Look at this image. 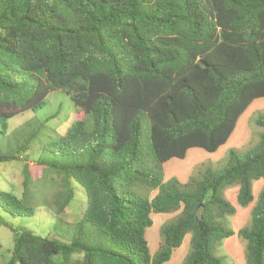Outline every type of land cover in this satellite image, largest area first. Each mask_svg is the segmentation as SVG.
Returning <instances> with one entry per match:
<instances>
[{
	"label": "trees",
	"instance_id": "obj_1",
	"mask_svg": "<svg viewBox=\"0 0 264 264\" xmlns=\"http://www.w3.org/2000/svg\"><path fill=\"white\" fill-rule=\"evenodd\" d=\"M56 91L80 115L65 133H44L51 117L11 131ZM261 98L264 0H0V163L24 166L21 195L0 188V213L33 217L44 206L71 228L62 241L0 216L13 233L8 264H166L189 234L182 264H224L215 251L235 235L231 187L240 207L253 204L237 233L246 264H264V132L219 169L165 179V164L191 149L217 152ZM255 123L264 128V113ZM33 168L58 186H38ZM75 184L87 207L72 224L60 215ZM153 214H175L155 254Z\"/></svg>",
	"mask_w": 264,
	"mask_h": 264
},
{
	"label": "rangeland",
	"instance_id": "obj_2",
	"mask_svg": "<svg viewBox=\"0 0 264 264\" xmlns=\"http://www.w3.org/2000/svg\"><path fill=\"white\" fill-rule=\"evenodd\" d=\"M264 113V98L258 99L247 109V111L240 118L237 128L227 144L223 145L217 152L210 153L200 148L191 149L188 156L185 159L174 158L165 164V179L168 180L171 177L181 178V182H187L191 174L197 172V168L203 164L211 166L215 169L221 168L227 160L228 154L231 148H237L242 152H248L252 150L260 142V134L264 132V128L259 127L255 120ZM53 116H56L53 118ZM51 119L47 122L45 132L47 135H51V130L54 129L56 133L63 134L66 132L72 122L80 117L74 111L72 102L68 96L63 92L56 91L49 95L48 104L35 114L33 112H27L20 114L9 121L11 131L16 127L25 124L27 121L35 118L38 121H44L47 118ZM32 160V159H31ZM31 163H35L33 160ZM23 163H0V188L4 190H15L18 195L23 191ZM196 171V172H195ZM33 178L36 179L37 185L45 178L47 188L54 187V182H59V177L50 175H44V172L39 169H32ZM54 177V178H53ZM257 185V184H256ZM255 185V186H256ZM260 185V184H258ZM58 186V185H56ZM238 187H231L225 191L227 199L237 208V211L243 213V217L248 216V212L252 205L247 208H242L237 202ZM87 207L86 194L84 189L75 184V198L73 199L70 207L66 213H62L60 216L67 222L75 224L84 215ZM247 211V212H246ZM175 214H153L152 218L154 224L148 229L147 238L150 242V249L155 254L159 249L160 244V228L167 220L174 217ZM0 216L11 222L16 227L27 228L34 233L41 236H48L55 232L59 233V237L62 241H66L64 238L66 234L71 231L68 223L61 222L56 217L55 213L49 211L46 207L42 206L37 210V213L33 217H13L7 213H0ZM228 225L232 228L235 226L234 216L228 217ZM190 234L186 236L184 244L175 250L171 257V264H182L190 251ZM240 239V238H239ZM0 264H8L11 258V254L14 248V239L12 231L0 223ZM226 249L217 247L215 254L218 257L226 255ZM222 258V257H221ZM224 264H234L226 260V257L222 258ZM169 262V261H168ZM180 262V263H179Z\"/></svg>",
	"mask_w": 264,
	"mask_h": 264
},
{
	"label": "crops",
	"instance_id": "obj_3",
	"mask_svg": "<svg viewBox=\"0 0 264 264\" xmlns=\"http://www.w3.org/2000/svg\"><path fill=\"white\" fill-rule=\"evenodd\" d=\"M243 116V115H242ZM239 123V122H238ZM238 125V124H237ZM237 128V127H236ZM236 130V129H235ZM235 132V131H234ZM233 135V134H232ZM231 138V137H230ZM230 140V139H229ZM228 143V142H227ZM226 143V144H227ZM189 153V152H188ZM188 156V155H187ZM172 178V177H171ZM181 177L179 175V180H181ZM184 182V181H183ZM257 184V185H256ZM260 184V185H258ZM256 185V186H255ZM263 186V182L262 181H257L254 184V194L255 196H258V193L260 192L261 188ZM253 205V204H251ZM249 207V206H248ZM247 208V207H246ZM245 209V208H244ZM244 211V210H243ZM243 211L241 213H239L237 211V213L234 216V221H236V219H238V221L235 222V226L232 227V229L235 231V235H233L232 237L226 239L223 244L219 247L226 249V255H222L221 257H226V260H229V262H233L234 264H246L245 261V252H244V245L243 242L239 239L238 237V231L247 224L249 218H250V210H249V214L246 217H243L242 219V215H245V213H243ZM247 212V211H246ZM148 232V231H147ZM186 238V237H185ZM191 239V237H190ZM185 241V239H184ZM184 244V242H183ZM151 252L153 253V250H151ZM171 260L169 262H167L166 264H171ZM180 263V262H179Z\"/></svg>",
	"mask_w": 264,
	"mask_h": 264
}]
</instances>
